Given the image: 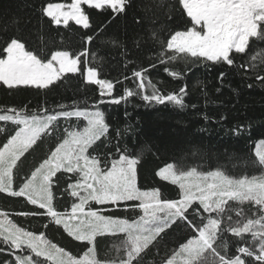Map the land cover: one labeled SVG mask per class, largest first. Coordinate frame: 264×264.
<instances>
[{"label": "snow or ice", "instance_id": "1", "mask_svg": "<svg viewBox=\"0 0 264 264\" xmlns=\"http://www.w3.org/2000/svg\"><path fill=\"white\" fill-rule=\"evenodd\" d=\"M131 3L132 0L47 3L42 14L55 25L63 23L67 27L72 20L88 29L91 25L84 5L110 10L116 16L125 13ZM153 4L166 7L168 19H173L172 13L177 10L181 17L186 13L191 26L170 32L167 40L160 35L163 28H150L148 39L158 48L149 57L153 61L149 67H156L158 62L165 65L169 76L180 79L182 72L171 65L183 64L185 71L192 65H227L243 68L244 73L251 71L255 81L264 84V61L258 66L252 51L253 46L264 47V0H169L166 5L165 0H153ZM92 41V35L85 37L87 44ZM246 53L249 62L238 64V60H245ZM88 55L87 48L79 54L54 50L45 55L12 37L0 49V84L8 90L35 88L47 95L59 87L66 75L80 73L85 84L99 87L101 97L112 96L114 83L99 78L97 68L86 67L88 61L81 58ZM148 71L149 68L133 70L131 79L138 81L136 87H125L124 95L113 97L108 103L119 104L136 96L148 106L171 105L180 110L188 107L186 84L165 94L147 77ZM224 78L222 70L221 83ZM247 86L251 88L252 84ZM59 108L49 111L44 107L33 112L0 108V121L15 126L0 143V193L23 198L33 206L15 213L0 210V255L7 257L0 264H145L153 250L159 254L162 234L179 224L193 234L167 254L161 264H264V140L255 152L256 163L262 169L258 175L234 177L220 167L203 171L198 166L185 168L176 162L159 168L156 176L176 186L179 193L178 199L165 200L159 188L139 186L138 155H128L119 144L115 156L98 152L100 145L107 147L105 141L110 133L102 111L67 110V105ZM73 118L82 123L61 131L59 121ZM204 119L209 118L205 115ZM6 132V127L0 126V134ZM116 135L121 137L122 133L117 130ZM45 144H49L47 151L24 171L28 157ZM65 193L74 199L70 210L59 211L54 201ZM229 202L252 205V216L245 218L243 208L233 209ZM233 210L240 219L233 220ZM110 211L142 214L129 219L105 214ZM13 215L45 218L44 229L50 225L62 229L72 241L79 242L80 252L73 253L53 242L43 231L36 233L19 226L9 218ZM229 236L234 240H229ZM103 237L120 238L119 245H114L115 258L99 257V238ZM232 243L236 248L229 255Z\"/></svg>", "mask_w": 264, "mask_h": 264}, {"label": "trees", "instance_id": "2", "mask_svg": "<svg viewBox=\"0 0 264 264\" xmlns=\"http://www.w3.org/2000/svg\"><path fill=\"white\" fill-rule=\"evenodd\" d=\"M70 2L72 0H0V49L12 37L22 39L28 49L37 53L43 51L45 55L54 50L79 54L87 48L89 55L82 57V61H88L86 67L97 68L99 78L114 83L112 96L101 97L99 87L85 84L84 76L77 73L66 75L59 82V87L47 95L35 88L8 90L0 84V108L27 109L33 112L47 107L49 111H59V105H67V110H102L110 125V133L105 141L107 147L100 145L98 152L102 155L111 152L115 156L119 144L121 149H127L128 155H138L141 158L138 166L139 186L148 190L159 188L165 200L179 198L176 186L156 176L159 168L171 162L185 168L198 166L203 171L220 167L234 177L260 174L262 169L256 163L255 144L264 139V84L255 81L251 71L244 73L243 68L237 70L227 65L211 64L192 65L185 71L183 64H173L171 67L182 72L180 79H173L164 71L165 65L157 62L156 67H149L153 62L149 57L158 48V45L153 47L148 39L149 29L163 28L160 35L167 40L170 32L185 30L191 26L186 13L181 17L177 10L172 13L173 19H168L166 7H155L153 0H132L127 11L116 16L110 10L100 11L84 5L91 25L88 29L72 21L67 27L62 24L55 25L42 14L47 3ZM168 2L169 0H165V5ZM171 2L174 3V0ZM87 35L93 36L91 44L85 42ZM113 41L116 43L113 44ZM137 41L140 42L139 47ZM252 51L255 52L259 66L264 61V47L256 49L253 46ZM248 62V53L245 54L244 61H237L238 64ZM140 68H149L147 77L165 94L178 91L186 84L188 95L185 101L188 107L180 110L171 105L148 106L136 96L129 97L127 102L122 100L119 104L108 103L113 97L124 95L125 87H136L138 81L131 79L132 72ZM222 70L225 71L223 83L219 79ZM249 76H253V79H249ZM248 84H252V87L249 88ZM101 100L105 102L100 103ZM205 115L209 119L205 120ZM81 123L82 121L75 118L67 121L61 119L60 130L64 127H76ZM0 126L7 129L6 133L0 134L2 143L15 126L11 122L3 121H0ZM117 130L122 133L121 137H117ZM49 143L54 141L50 140ZM48 147L49 144H45L34 156H29L23 170L28 171ZM63 183L66 185L67 181ZM73 199L65 193L54 203L59 211L70 210ZM229 204L233 209L243 208L245 218L252 216V205L246 203L241 206L234 202ZM32 207L23 198L0 193V210L15 213ZM105 214L131 219L142 213L110 211ZM231 214L234 221L240 219L235 216L234 210ZM9 218L30 231L45 232L53 242L73 253L80 252L79 242L72 241L62 229L57 230L53 225L47 230L44 229L42 223L46 222L45 218L14 215ZM192 234L191 229L184 224L173 225L162 234L158 244L159 254L156 255L153 250L145 264H152L153 261L161 264L167 254ZM99 240V257L115 258L117 253L114 245H119L120 238L103 237ZM229 240L234 238L229 236ZM235 248V243L230 244L228 254L234 253ZM5 258L6 255H0V260Z\"/></svg>", "mask_w": 264, "mask_h": 264}, {"label": "rangeland", "instance_id": "3", "mask_svg": "<svg viewBox=\"0 0 264 264\" xmlns=\"http://www.w3.org/2000/svg\"><path fill=\"white\" fill-rule=\"evenodd\" d=\"M72 2H70V3H62V4H71ZM72 20H70L69 22H71ZM68 22V23H69ZM72 22H75V21H72ZM62 25H63V23H61ZM89 110H95V109H89ZM100 110V109H99ZM100 111H102V110H100ZM103 112V111H102ZM262 140H264V139H260V140H258L257 142H256V144H255V152H256V148H257V145L259 144V142L260 141H262Z\"/></svg>", "mask_w": 264, "mask_h": 264}]
</instances>
